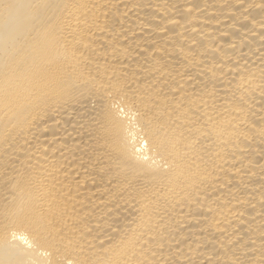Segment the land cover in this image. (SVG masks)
Masks as SVG:
<instances>
[{
	"label": "bare ground",
	"instance_id": "bare-ground-1",
	"mask_svg": "<svg viewBox=\"0 0 264 264\" xmlns=\"http://www.w3.org/2000/svg\"><path fill=\"white\" fill-rule=\"evenodd\" d=\"M0 264H264V0H0Z\"/></svg>",
	"mask_w": 264,
	"mask_h": 264
}]
</instances>
